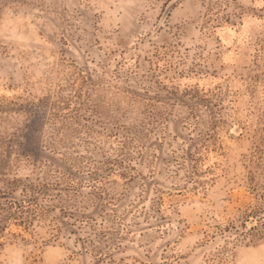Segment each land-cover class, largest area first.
Listing matches in <instances>:
<instances>
[{
  "label": "rangeland",
  "instance_id": "rangeland-1",
  "mask_svg": "<svg viewBox=\"0 0 264 264\" xmlns=\"http://www.w3.org/2000/svg\"><path fill=\"white\" fill-rule=\"evenodd\" d=\"M0 264H264V0H0Z\"/></svg>",
  "mask_w": 264,
  "mask_h": 264
}]
</instances>
